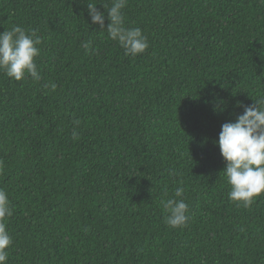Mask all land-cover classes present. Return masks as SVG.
I'll return each instance as SVG.
<instances>
[{
	"label": "trees",
	"instance_id": "obj_1",
	"mask_svg": "<svg viewBox=\"0 0 264 264\" xmlns=\"http://www.w3.org/2000/svg\"><path fill=\"white\" fill-rule=\"evenodd\" d=\"M91 2L104 28L89 0H0V32L41 37L40 81L0 72L7 264H264V195L229 201L216 143L264 96V0H127L136 57L108 38L111 0ZM177 187L189 220L171 228Z\"/></svg>",
	"mask_w": 264,
	"mask_h": 264
},
{
	"label": "clouds",
	"instance_id": "obj_2",
	"mask_svg": "<svg viewBox=\"0 0 264 264\" xmlns=\"http://www.w3.org/2000/svg\"><path fill=\"white\" fill-rule=\"evenodd\" d=\"M103 6L110 21L107 26L108 38L117 42L127 56L136 57L144 53L149 43L142 29L124 26L123 9L127 6V0H111V6L104 3ZM87 9L92 24L104 28L105 12L100 11L91 0ZM40 44L41 37L35 29L26 31L15 26L0 32V72L15 81H22L26 77L40 81L41 75L36 63ZM83 47L91 51V41ZM48 87L54 90L56 85L45 84V88ZM254 101L250 106L238 102L237 107H243V114L238 115L235 122L224 123L216 141L226 162L222 173L230 186L228 199L245 208L250 207L257 197L264 195V96L254 98ZM79 123V120L74 121L75 125ZM78 135L74 129L72 139H78ZM183 196L184 188L177 187L174 196L162 202L166 213L165 222L171 228H181L188 223V205ZM12 215L9 194L0 188V264H7L9 259L8 249L12 237L6 221Z\"/></svg>",
	"mask_w": 264,
	"mask_h": 264
}]
</instances>
